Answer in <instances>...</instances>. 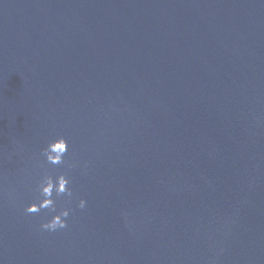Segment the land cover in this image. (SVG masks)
<instances>
[{
	"label": "water",
	"instance_id": "1",
	"mask_svg": "<svg viewBox=\"0 0 264 264\" xmlns=\"http://www.w3.org/2000/svg\"><path fill=\"white\" fill-rule=\"evenodd\" d=\"M0 264H264V0H0Z\"/></svg>",
	"mask_w": 264,
	"mask_h": 264
},
{
	"label": "clouds",
	"instance_id": "2",
	"mask_svg": "<svg viewBox=\"0 0 264 264\" xmlns=\"http://www.w3.org/2000/svg\"><path fill=\"white\" fill-rule=\"evenodd\" d=\"M68 141L60 136L48 142L47 146L41 150V156L44 158V163L53 167H60L66 165L65 157L68 154ZM69 170L77 167L74 161L67 164ZM86 167V165H85ZM35 191L38 195V202H34L25 208L27 214H37L42 210H48L51 218L40 225V230L55 233L64 230L68 227V218L70 212L74 209H64L57 212L56 198L67 197L69 200L73 198V191L70 187V179L67 172L55 175V177L44 171L41 174L40 180L36 185ZM87 201L79 199L76 207L80 210L86 208Z\"/></svg>",
	"mask_w": 264,
	"mask_h": 264
}]
</instances>
